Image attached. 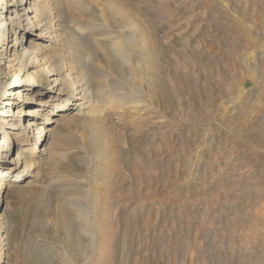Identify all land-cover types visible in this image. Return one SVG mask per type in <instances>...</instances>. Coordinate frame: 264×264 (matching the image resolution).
<instances>
[{
    "label": "rangeland",
    "instance_id": "rangeland-1",
    "mask_svg": "<svg viewBox=\"0 0 264 264\" xmlns=\"http://www.w3.org/2000/svg\"><path fill=\"white\" fill-rule=\"evenodd\" d=\"M104 1L28 2L29 14L37 13L31 38L41 55L23 77L48 87L50 69L65 75L68 34L78 40L80 57L88 62L90 95L62 115L50 114L55 121L42 125L48 130L34 154L27 149L35 144L32 136L51 111L60 85L54 84V97H46L49 106L38 105L43 116L32 128L22 130V136L9 129L10 164L0 172L18 163L20 169L32 161L35 165L23 180H7L12 194L0 197V264H264V0H168L171 9L162 10L156 34L162 47L158 99L138 55L121 61L109 52L114 57L109 64L101 51L91 55L96 41L118 40L121 34L103 18ZM17 4L0 0V84L23 74L15 59L22 56L20 48L7 46L21 8ZM20 40L27 47L29 34ZM58 58L64 63H56ZM14 89L7 88L3 98L10 99ZM22 93V101L11 98L14 103L4 105L11 111L3 120L23 119L21 108L35 94ZM129 133L139 140L137 151L127 154ZM107 136L115 150L126 154L114 156ZM0 137L1 143L3 133ZM106 160L120 167L123 177L122 183L115 173L110 190L99 189L108 185ZM155 161L161 172L157 179V170L148 165ZM133 163L142 176L137 185ZM95 195L104 196L111 224L114 218L115 245L105 252L87 246L72 206L92 214ZM123 224L130 227V243L121 239Z\"/></svg>",
    "mask_w": 264,
    "mask_h": 264
},
{
    "label": "bare ground",
    "instance_id": "bare-ground-1",
    "mask_svg": "<svg viewBox=\"0 0 264 264\" xmlns=\"http://www.w3.org/2000/svg\"><path fill=\"white\" fill-rule=\"evenodd\" d=\"M17 2H19V4L15 5V6H19L21 8H20V10L16 11V15H15L16 21L14 23L15 25L10 30L12 37H11V39H9V41H8L9 43H7V46L9 48V50L12 48L13 51L15 50V47L20 48V50L22 52V56L15 57V59L18 62L20 69L23 68V74H22V77H20L17 80H14V82L11 84H0V115H1L0 116V133H3V138H4V140H2V142L0 143V168L10 164V161L7 158L8 153L10 151L9 150V141L11 140L10 135H9V132H10L9 129L13 128L15 130H18V133L22 136L23 135V133L21 132L22 130L24 131V130H27L28 128H32L31 126L35 125V122L38 121L39 119H41V117L43 116V112L41 114L42 110H40L38 108V105H42V106L43 105L44 106L50 105V103H47L46 97H48V98L54 97V95L56 93V86L55 85H57V84L60 85L59 92H58L59 95L52 100L54 102L50 108L51 111L49 110V114L46 116L47 118H45L42 121V123L38 126V129L36 131L37 133L33 134V136H32L35 144H33L31 148L28 147V149H27V151H29V153H31V154H34L36 152L35 149L38 147L36 145V143H39L41 136H44L46 131L48 130L42 126L44 124V122L46 124H48L50 122L55 121L54 116L50 115V114L62 115L63 113L67 112L72 107V105L75 104V102L77 100L84 99L85 97L90 95L89 84L91 81L88 80L87 71L89 72V69H90L87 65L88 62L82 60V58L80 57V54H79L80 43L78 42V40L75 37H72L71 35H68V34H66L64 36V42H65L66 47H67V51H66L67 55L70 56V58L68 57V59H70L69 60L70 64L68 65L69 66L67 69L68 71H66L67 73L65 75H62V72L60 70L56 69L57 71L52 72L53 68H52V70L50 69L49 72H51V73L49 74V77H48V80L50 81V83H49L50 86H48V87H46V86L45 87H39L40 84H38V81H33V79L31 78L30 82H27V78L23 77L24 72H27L29 70V67L34 66L35 62L37 60H39V56L41 55V49L37 46V43H35V41L31 38V36L33 35L32 32H34V26H35L34 24H35V21L37 20V13H35L34 15L29 14L30 10H29V6H27L29 0H17ZM169 3H171V2L168 0H166V1H164V0H136L133 2H131L130 0H105L104 6H103V11H102L103 18L109 19L111 22L110 24H112L113 27L121 30V34H119L120 36L118 35L119 36L118 40L105 41V42L96 41L97 42L96 47H94L93 52L91 54L93 56L94 55L97 56V54H99V52L101 51L103 53L102 59L104 61H106L108 64L110 62L109 59L111 58L110 56L108 57V55L110 53H113V54L117 55L118 57H120L121 61H128L132 56L138 55L140 57L141 62L144 64L143 66H146L145 69H147V73L150 76V78L148 79L149 84H150L149 86L152 87L153 92L155 93L156 99H158V97L161 95V92L159 91L160 86L157 87V84H159L161 82V79L159 77V71H158L159 66L157 65V61H159L158 60V55H159L158 51L162 50L161 46H157L156 34H158L159 31H161L160 16L162 15V12H163L162 10L166 9L169 11V9H171ZM12 4L13 3H11V5ZM12 6L14 7V5H12ZM183 7L185 8V6H183ZM39 14L41 16H44V12H42V11ZM22 17H26V18H24L25 21L27 20V22L25 24L23 22L24 20H22ZM231 17H233V15H231ZM235 17H234V19H236ZM237 20H238V18H237ZM233 21L232 22L235 25V27L240 26V25L235 24L236 23L235 20H233ZM238 21H240V20H238ZM243 28L241 27L240 29H243L242 30L243 32L244 31L248 32V29H246L245 27H243ZM46 33L47 32L45 31L44 36L46 35ZM25 34H29V41H28L27 47H24L21 40H20V38L24 37ZM40 36H42V35H39V37ZM48 37H50V36H48ZM48 40L50 41V39H48ZM137 46H139V48ZM96 48H97V50H96ZM147 52H149V55L147 54ZM143 54H144V57H142ZM56 55H57V53L54 56H56ZM198 56H200V55H198ZM46 58H47V56H46ZM24 59H25V62H23ZM59 59H61V58H58L57 61H55V62L56 63L60 62V61L62 62V60L59 61ZM111 59H114V57ZM43 62H45V61H43ZM66 62H65V64H66ZM98 62H99V60H98ZM112 62L113 61L111 60V63ZM62 63H64V62H62ZM99 63H101V62H99ZM95 64L94 63L92 64L93 67H95ZM152 65H155V66L153 67ZM56 66L61 68L60 65H58V64L55 65V67ZM61 66H64V65H61ZM87 67H88V70L85 72V68H87ZM62 68H64V67H62ZM94 69H96V68H93L92 70H90L93 73V75L95 74L93 71ZM70 71L72 72V74L70 73ZM95 71L98 72L97 70H95ZM12 87H14L15 89L11 91L12 92L11 98H13L16 101L20 100V99L22 101V97H23L22 92H25V91L30 92L31 91V92H33V94H35L32 97L33 101L30 103L27 102V103H29V105L26 106L25 108H21V112H22L21 116L23 117V119L19 120L20 117L19 118L17 117V123H15L13 121H5V120H3V118H1L3 116L5 117L6 115H8L7 112L11 111L10 107L8 109H5L4 105L6 107L7 105H12L14 103V100H13V102L9 101V100H11V98L8 100L3 98L4 91L7 88H12ZM34 88H35V90L33 91ZM31 94L32 93H28L29 98H30ZM43 94H45V96L40 97ZM34 101H36V102L34 103ZM129 126H131V125H129ZM133 132L134 131H132V133ZM132 133H129L127 135V144L129 147L127 154L129 153V150L130 151L136 150L135 149V146H136L135 141L139 140L136 138V135H135L136 133L135 134H132ZM137 135H139V134H137ZM112 136H114V135H112ZM107 137H108V142L106 143L107 149L109 146V148H111L112 154L114 156H115V154L117 156L118 155L121 156V154H123V153L126 154L125 151L121 152L120 151L121 149L115 150L116 148L115 149L113 148L115 145H113L114 142L111 139L112 138L111 135H110L111 138H109V136H107ZM32 138H30V137L27 138L26 141L28 144L30 141H32ZM157 141H159V140H157ZM34 145H35V148L33 147ZM139 148H140V145H139ZM42 150L43 149H40L39 152H41ZM138 150H140V149H138ZM154 152L156 153V156H154V155L153 156L156 158L157 155H159V154H157L156 151H154ZM113 155H112V157L114 160ZM138 155H140V154H138ZM147 156H149V155H147ZM151 156H152V154H151ZM160 160H161V158H160ZM24 161H26V160L23 158L21 165L24 163ZM133 164H134L133 168H135V169L133 170L134 173L133 174L131 173V174L133 175L132 178H133L134 184L137 185L138 183H141V181L139 182V180H141L142 176H140V173L139 174L137 173L139 166H137L136 163H133ZM18 165H19V163L17 165H9L8 167L4 168L3 172H0V190H2L0 192V197L2 195H4V193H6V192H10V194H12L11 191H13L12 190L13 185H11L7 180H9L11 182L23 180L24 177L28 176L26 174L27 170L29 171L35 165V163L33 161L30 162L29 164L25 163L22 165V169H20V167ZM117 165H119V163ZM148 165L151 168L150 169L151 171L154 172V170L155 171L157 170L156 175H154L155 178L157 179L156 176H159L161 174V172L159 170L160 164L155 161V162L148 163ZM106 167L107 168H105L106 169L105 173L107 174V178H109L107 181L108 185L103 183V184L99 185V189L105 188V190H106L108 188V190H110L112 183H113L114 174L118 173L117 175H119V178L121 177L122 183H123V177H122V174L119 173L120 167L117 168L116 164L113 165L111 163V161L106 160ZM131 168H132V166H131ZM140 171H142V170L140 169ZM149 171H148V175H149ZM159 172H160V174H159ZM151 176H153V175H151ZM116 181H117V179H116ZM120 185L118 186V188H120ZM156 186H158V184H156ZM139 187H141V186L139 185ZM120 189H122V188H120ZM15 192L16 191H14V193ZM104 194H105L104 196H106V193H104ZM126 195H124V196L122 195V196L126 197ZM104 196L100 198V197H97L95 195L94 199L92 200L91 206H90V207H92V214L90 212L91 210L89 211L87 208L82 207L81 205H78V204L72 202L73 203L72 206H74V209H75L74 211L77 214L76 217L78 219V225H77L78 229H79L80 233L83 234L84 239L87 241V243H86L87 246L89 248H92L93 250H97V251L99 250V248H101V249L105 248L104 250L102 249L103 252L106 251V248L114 247L115 240H116L115 235H113L111 232L112 228L114 229V218H111L112 224L107 219L106 201H105V203H103L104 201H102L103 200L102 198H104ZM1 205H2V202L0 201V208H1ZM129 215L130 214L123 215L122 219L124 221H127L129 218ZM110 217H112V216H110ZM122 219H121V221H122ZM123 225H125V227L122 228L121 239L125 243V242H128L129 240L131 241V230H130V227L127 226V224H123ZM123 225H121V226H123ZM130 241H129V243H130ZM78 249H82V248L78 247ZM86 250H87V248H86ZM85 252L86 251H84V253ZM0 254H2L1 250H0Z\"/></svg>",
    "mask_w": 264,
    "mask_h": 264
}]
</instances>
